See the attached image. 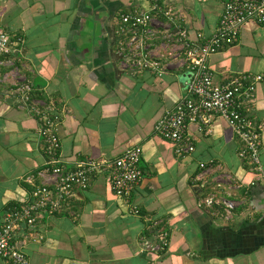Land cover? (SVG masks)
<instances>
[{
  "label": "crops",
  "instance_id": "obj_1",
  "mask_svg": "<svg viewBox=\"0 0 264 264\" xmlns=\"http://www.w3.org/2000/svg\"><path fill=\"white\" fill-rule=\"evenodd\" d=\"M163 3L179 14L193 41L211 36L223 11V0ZM149 10L148 0H0V30L19 46L17 65L33 85L32 98L63 111L59 155L66 166L142 149L143 179L130 196H116L102 172L59 214H40L33 227L15 233L30 264H264V83L247 113L261 127L259 173L240 157L242 143L218 116L210 126L190 124L195 151L177 157L175 144L155 135L154 126L185 97L188 71L169 58L162 76L121 66L127 41L121 16ZM161 42V35L148 42L154 56ZM209 67L216 84L264 75V24H247L235 45L210 57ZM9 72L1 71L0 224L29 198L25 179L50 159L39 122L14 94ZM201 163L215 164L205 187L198 181ZM220 172L240 185L230 217L222 206H199ZM162 233L169 244L158 251Z\"/></svg>",
  "mask_w": 264,
  "mask_h": 264
},
{
  "label": "built area",
  "instance_id": "obj_2",
  "mask_svg": "<svg viewBox=\"0 0 264 264\" xmlns=\"http://www.w3.org/2000/svg\"><path fill=\"white\" fill-rule=\"evenodd\" d=\"M148 1L149 11L121 16L120 33L127 39L119 50L122 68L133 73L150 71L162 76L169 58L180 60L181 66L189 73L185 97L156 122L155 135L175 144L177 157H185L195 151L189 134L190 124L210 126L213 117L218 116L228 123L242 143L240 157L259 173L261 127L247 113L255 102L257 85L264 83V75L243 74L216 84L209 59L223 48L235 45L247 24H264V0H223L217 29L209 37L199 34L196 41L191 40L188 30L180 26V16L174 9L166 6L163 0ZM158 16L160 21L155 20ZM157 35L162 38V52L154 56L149 51L148 42ZM18 47L7 32L0 30V88L4 83L1 71L10 69L9 73L16 79L13 92L39 122V135L50 159L43 168L25 179L31 187L29 198L13 208L5 222L0 224V259L11 264H30L27 255L14 242L15 233L24 226L33 227L40 214H59L69 206L77 190L86 191L91 180L102 172L109 175L116 196H130L143 179L140 168L142 149H127L117 159H83L71 168L67 167L59 155L62 144L58 128L63 111L51 102L32 98L33 85L17 65ZM199 168L198 181L205 187L206 176L215 164L201 163ZM215 185V191L203 197L199 206H222L226 216L230 217L238 206L233 192L240 189V185L231 174L224 172L217 175ZM158 240L159 244L154 248L165 250L169 244L167 234L162 233Z\"/></svg>",
  "mask_w": 264,
  "mask_h": 264
}]
</instances>
